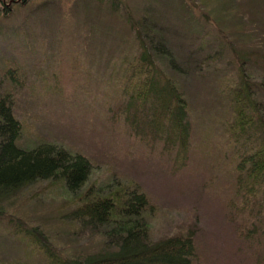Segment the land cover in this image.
<instances>
[{
    "label": "rangeland",
    "instance_id": "1",
    "mask_svg": "<svg viewBox=\"0 0 264 264\" xmlns=\"http://www.w3.org/2000/svg\"><path fill=\"white\" fill-rule=\"evenodd\" d=\"M145 30L166 43L169 56L151 48L188 101L183 152L165 149L147 128L143 139L118 112ZM262 56L264 0H0V96L11 94L19 144L54 142L92 162L76 195L49 180L2 194L0 264H53L24 236L31 229L64 257L98 252L103 239L73 218L74 198L122 185L148 197L154 240L193 234L197 264H264V183L254 195L236 189L243 149L225 125L235 122L229 97L245 78L240 66L264 84ZM255 89L264 111V88ZM237 139L251 149L264 131Z\"/></svg>",
    "mask_w": 264,
    "mask_h": 264
},
{
    "label": "trees",
    "instance_id": "2",
    "mask_svg": "<svg viewBox=\"0 0 264 264\" xmlns=\"http://www.w3.org/2000/svg\"><path fill=\"white\" fill-rule=\"evenodd\" d=\"M141 36L140 52L128 65L130 74L125 77L127 83L122 89L124 99L118 112L124 114L128 124L143 139L148 135L147 128L154 138L160 135L156 142H164L165 149H175L178 153L186 151L191 131L188 101L178 82L158 64L151 45L157 50L164 48L166 56H169L168 47L163 41L155 44L157 37L146 30ZM247 58L250 62V56ZM248 69L247 65L240 66L245 78L231 88L229 97L235 122H225V125L234 145L243 149L240 155L238 152L239 161L234 167L236 189L254 195L264 183V143L251 149L243 148L238 144L237 135H245L249 129L264 131V111L255 89H263L264 84L250 80L254 79V71ZM22 130V124L14 114L11 94L0 96V197L40 180L59 181L64 183L69 193H80L91 174L90 159L54 142L42 141L33 147H23L19 144ZM252 135L243 138L245 145L252 142L245 140ZM117 188L116 192H101L93 186L74 198L76 208L71 211L73 218L93 225L94 232L103 239L104 248L98 252L68 258L35 235L32 229L24 231V236L38 250H43L53 264H197L192 233L154 240L151 237V222L146 216L151 210L146 194L138 186L129 188L122 185Z\"/></svg>",
    "mask_w": 264,
    "mask_h": 264
}]
</instances>
